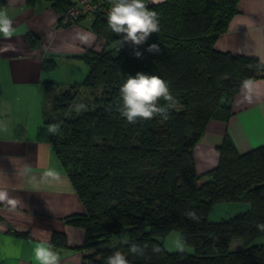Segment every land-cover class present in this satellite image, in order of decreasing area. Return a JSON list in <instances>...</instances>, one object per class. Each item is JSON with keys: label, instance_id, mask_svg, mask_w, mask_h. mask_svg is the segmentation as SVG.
I'll return each mask as SVG.
<instances>
[{"label": "trees", "instance_id": "trees-1", "mask_svg": "<svg viewBox=\"0 0 264 264\" xmlns=\"http://www.w3.org/2000/svg\"><path fill=\"white\" fill-rule=\"evenodd\" d=\"M48 1L59 14L76 2ZM238 3L149 4L158 14L160 31L139 46L124 44L117 54V46L107 47L121 35L113 33L107 16L97 12L91 16L93 28L106 46L83 56L89 66L85 79L67 86L45 82L44 118L59 125L52 134L53 149L84 206L83 213L67 218L85 229L79 247L84 264H106L115 251L124 253L130 264H264V244L255 242L264 236L256 227L264 223V144L239 152L225 136L218 146L217 165L204 175L198 173L194 157L208 122L228 119L232 99L245 82L264 78V62L258 57L215 48L238 12ZM27 39L32 46L38 44L32 33ZM152 43L159 45V53L146 51ZM137 72L169 84L176 104L167 120L157 116L129 124L117 111L120 86ZM221 201H244L250 207L210 220L211 205ZM189 211H195L199 221L188 218ZM122 229L129 243L113 245ZM172 229L180 230L193 253L165 248L163 237ZM234 240L241 246L233 248ZM53 242L67 246L63 233H54ZM132 242L148 244L144 257L129 252ZM153 245L162 252L153 253Z\"/></svg>", "mask_w": 264, "mask_h": 264}, {"label": "crops", "instance_id": "crops-1", "mask_svg": "<svg viewBox=\"0 0 264 264\" xmlns=\"http://www.w3.org/2000/svg\"><path fill=\"white\" fill-rule=\"evenodd\" d=\"M0 12L13 29L10 38L0 34V190L19 200L15 208L0 203V264H40L34 249L41 241L52 245L60 264H84L79 247L85 229L67 222L84 206L53 149L45 82H82L89 71L83 56L103 50L106 40L94 31L91 16L60 24L48 0H0ZM28 33L38 37L37 45L28 42ZM215 48L264 62V0H239ZM231 104V116L210 120L194 148L199 174L217 165L227 135L239 152L264 144V78L244 84ZM54 233H63L67 246L53 242Z\"/></svg>", "mask_w": 264, "mask_h": 264}, {"label": "clouds", "instance_id": "clouds-1", "mask_svg": "<svg viewBox=\"0 0 264 264\" xmlns=\"http://www.w3.org/2000/svg\"><path fill=\"white\" fill-rule=\"evenodd\" d=\"M155 2V0H154ZM111 8L108 12L107 23L109 29L121 39L116 40L117 52L126 43L139 46L145 43L151 34L160 31V20L158 14L147 7L146 0H110ZM12 21L7 13L0 12V34L5 38L12 35ZM149 53H159L160 47L157 43H152L146 49ZM137 58L142 57L140 51H135ZM248 82H245L247 86ZM120 102L117 104V111L126 118L129 124H136L139 121H147L154 117L168 119L169 109L176 104L169 84L159 76L137 72L135 75H127L126 80L119 89ZM164 101L165 105L160 102ZM59 125H52L49 132L57 133ZM0 203H6L11 208H15L19 200L11 197L7 191L0 190ZM185 215L199 221L195 211L186 212ZM257 230L264 232V223L256 225ZM122 243H129L126 237L121 238ZM176 247L183 250L181 241L176 242ZM148 244L143 245L132 242L129 252L137 257H144ZM153 253H161L162 249L158 245H153ZM34 255L40 264H60L59 255L53 251L52 245L46 241H41L34 249ZM106 264H130L127 256L115 251L106 258Z\"/></svg>", "mask_w": 264, "mask_h": 264}, {"label": "rangeland", "instance_id": "rangeland-1", "mask_svg": "<svg viewBox=\"0 0 264 264\" xmlns=\"http://www.w3.org/2000/svg\"><path fill=\"white\" fill-rule=\"evenodd\" d=\"M121 39V38H120ZM117 49L114 50V54H117ZM249 203L244 201H221L215 202L211 205L209 209L208 218L212 221H218L222 218H228L238 212H243L249 209ZM122 237L128 239V232L126 229H122L113 238V245L121 241ZM181 241L184 245L183 250L189 253L194 252V247L192 245L185 244L181 238V232L178 229H172L165 237H163L164 246L168 251H178L176 247V242ZM256 243L264 244V236L259 237L255 240ZM233 248L241 246L240 240H234L231 244Z\"/></svg>", "mask_w": 264, "mask_h": 264}, {"label": "built area", "instance_id": "built-area-1", "mask_svg": "<svg viewBox=\"0 0 264 264\" xmlns=\"http://www.w3.org/2000/svg\"><path fill=\"white\" fill-rule=\"evenodd\" d=\"M110 0H76L74 4L65 9L60 15L58 22L60 24H68L75 22L84 16H93L97 12H101L108 16L111 8ZM134 46L132 43H127Z\"/></svg>", "mask_w": 264, "mask_h": 264}]
</instances>
